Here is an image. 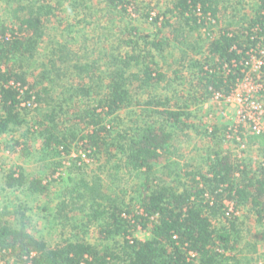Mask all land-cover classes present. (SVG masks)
Here are the masks:
<instances>
[{"label":"trees","instance_id":"16d2710c","mask_svg":"<svg viewBox=\"0 0 264 264\" xmlns=\"http://www.w3.org/2000/svg\"><path fill=\"white\" fill-rule=\"evenodd\" d=\"M4 1L13 8L9 19L14 24L0 23V138L27 125V134L38 135L48 156L69 157L76 149L73 166L77 171L102 158V168L114 162L112 170L126 169L136 179L137 195L133 205H125L120 195L114 198L103 190L99 175L93 180L84 176L70 180L66 193L72 204L63 201L57 217L66 216L65 212H84L97 224L102 240L113 243L104 249L81 237L78 226H73L78 231L73 237L50 245L28 230L27 205L22 203L12 210L5 207L2 216H15L20 223L12 225L0 218L1 256L13 258L17 264H251L237 254L243 240V223L237 211L249 206L257 223L264 226V161L253 172L229 153L216 151L208 157L206 171H191L170 182L157 175V168L175 131L189 128L191 105L210 100L215 92L229 94L244 75L243 66L233 67V61L241 62L250 49L264 45V0H259L261 8L247 24L235 30L221 27L218 34L213 28H220L229 0H173L163 14L153 9L142 13L136 6L134 13L154 25V33L127 24L120 30L117 46L98 59L84 61L79 53L85 56L92 51L87 46L81 49L82 38L77 40L73 35L65 42L57 41L53 59L34 83L20 68L21 62L36 59L48 22L57 18L56 9L40 1ZM85 3L75 2L73 10H85ZM105 3L130 16L127 0ZM232 5L240 8L243 0ZM85 14L91 16V11ZM172 20L210 40L206 56L194 62L197 70L192 73L203 94L189 95L183 105L176 102L175 106V96L149 95V90L165 79L154 59L169 46L162 33L165 27L173 26ZM73 30L68 27V36ZM71 44H78L77 48ZM65 79H72V84L64 86V99L55 101L45 84ZM136 83H140L136 94L149 93L144 101L132 93ZM41 106L50 110L43 115L45 119L29 125L32 112ZM137 106L141 109L134 112ZM127 112L134 114L129 122L122 117ZM248 140L264 157V133L249 135ZM0 172L4 173L6 190L26 188L39 195L49 191L50 183L40 178L29 181L21 169ZM78 202H83L81 207ZM229 202L235 204L231 215H227ZM150 225V239L134 237L139 227Z\"/></svg>","mask_w":264,"mask_h":264},{"label":"rangeland","instance_id":"374dc122","mask_svg":"<svg viewBox=\"0 0 264 264\" xmlns=\"http://www.w3.org/2000/svg\"><path fill=\"white\" fill-rule=\"evenodd\" d=\"M33 1L53 5L56 9L57 18L48 22L47 35L40 44L36 59L25 60L21 62L23 66H19L27 72L28 80L31 83L36 81L37 78L35 79V77H39L49 65L50 60L53 59L52 48L57 41L65 42L66 39L69 40L73 35H76L77 40L82 38L79 40L81 49L87 46L92 51L85 56H83L84 53H79L83 57V61L88 58L90 60L98 59L104 51L108 52L112 46L118 45L121 36L120 30L124 29L127 24L139 27L146 33L155 32L154 25L134 13V7L137 6L142 13L153 9L155 13L163 14L172 7L173 0H127L130 16L119 14L117 10L109 8L105 0H84L87 8L77 11L73 10V4L82 0ZM237 1L240 0H229L227 10L222 13L220 28H213L216 31L215 34L219 33L221 27L235 30L238 29V25L247 24L246 20L250 21L249 19L253 17L255 11L261 8L259 0H243L241 10L238 5L233 8L232 3ZM12 9L4 0H0V23L5 21L9 26L12 25L14 21L9 19L12 16H10ZM90 11L91 16L86 17L85 13ZM172 22H174L173 26L165 27L162 33V36L169 41V46L165 47L163 53L156 54L154 59L158 65L157 69L164 73L165 79L155 89H150V94L144 91L136 94L138 91L135 88L140 85V83H136L132 93L141 101H144L148 94L162 97L175 96L172 105L175 106L176 102L183 105L189 95L200 96L204 92L192 73L197 70L194 62L202 61L206 56V49L210 40L206 39L200 32H189L180 28L181 24H178L179 22L176 20H172ZM70 26L74 30L70 34L71 36H68L67 29ZM85 39H88V42ZM78 44L71 45L77 48ZM134 71L137 72V69ZM65 80L67 81L45 84L51 88L55 101L64 99V86L72 84V79ZM70 104L73 106L71 102ZM41 108L32 112L29 125L45 119L43 115L50 110L45 106H41ZM224 108H228L229 114L227 116L223 114ZM140 109L137 106L132 110L139 112ZM189 112L191 113V117L187 121L189 128L185 131L181 129L175 131L170 149L157 168L159 177L170 182L175 178H183L186 173L191 171H206L208 166L206 161L216 151L229 153L238 164L247 166L253 172L264 161L263 153L256 146L251 145L248 140L249 135H252L251 132L246 130L239 134L232 132L230 135L228 133L230 125L235 123L236 116L235 111L226 107V104L223 103L220 107L211 98L203 103L192 104ZM131 116L134 114L127 112L122 117L126 122H129L133 120ZM42 147V141L37 134H27V125L16 134L0 138L1 171L10 168L21 169L29 181L40 178L46 183H50L49 191L42 195L31 194L26 188L24 191L12 192L5 189L4 173L0 174V218L8 220L12 225H17L20 223L17 217L2 216V214H5V207L12 210L15 206L23 203L29 209L25 221L28 230L36 237L47 240L50 245H56L70 239L78 231H80L81 237H85L99 249H104L113 244L102 240L97 224L90 222L91 220L85 216L84 212H65L64 215L68 218L66 216L57 217L58 208L63 201L72 204L70 196L66 193L67 187L71 186V179H79L84 176L93 180V176L97 175L103 180L105 187L103 190L107 194L114 198L120 195V201H124L125 205H133L135 202L132 200L137 195L135 192L136 179L126 169L112 170L114 162L102 168L105 165L104 158L99 161H92L89 165L84 166L81 172L77 171L73 166V159L78 156L76 149L72 156L59 157L46 155ZM82 203L78 202V207H81ZM135 207L133 209L137 210ZM231 207L235 209V204L232 203ZM237 213L243 223V240L239 246L238 257L245 261H251V264H264V226L257 223V217L249 206L240 207ZM73 226H78V231ZM151 236V225L145 229L139 227L134 233V237L142 241L150 239ZM117 240L122 241L121 239ZM2 257L0 253V264H17L13 258L3 257V259Z\"/></svg>","mask_w":264,"mask_h":264},{"label":"built area","instance_id":"2783aa9c","mask_svg":"<svg viewBox=\"0 0 264 264\" xmlns=\"http://www.w3.org/2000/svg\"><path fill=\"white\" fill-rule=\"evenodd\" d=\"M247 56L241 62L233 61V67L243 66L244 74L233 90L229 94L215 92L212 97L220 107L224 103L235 111V123L230 125L228 131L230 135L246 130L255 135L264 133V45L250 49ZM223 114H229L228 108L223 109ZM231 204L227 203V215L235 211L233 207L230 208Z\"/></svg>","mask_w":264,"mask_h":264}]
</instances>
